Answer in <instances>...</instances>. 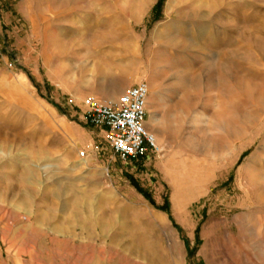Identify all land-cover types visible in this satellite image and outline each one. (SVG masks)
Segmentation results:
<instances>
[{"label":"rangeland","instance_id":"374dc122","mask_svg":"<svg viewBox=\"0 0 264 264\" xmlns=\"http://www.w3.org/2000/svg\"><path fill=\"white\" fill-rule=\"evenodd\" d=\"M140 80L122 160L82 101ZM0 264H264V0H0Z\"/></svg>","mask_w":264,"mask_h":264},{"label":"built area","instance_id":"2783aa9c","mask_svg":"<svg viewBox=\"0 0 264 264\" xmlns=\"http://www.w3.org/2000/svg\"><path fill=\"white\" fill-rule=\"evenodd\" d=\"M149 93V83L140 80L116 99L87 96L82 101L87 122L103 129L106 142L122 160L159 149L145 127Z\"/></svg>","mask_w":264,"mask_h":264}]
</instances>
